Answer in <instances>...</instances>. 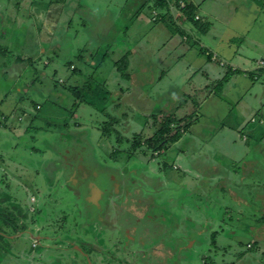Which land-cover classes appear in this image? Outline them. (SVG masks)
Masks as SVG:
<instances>
[{"label": "crops", "instance_id": "crops-1", "mask_svg": "<svg viewBox=\"0 0 264 264\" xmlns=\"http://www.w3.org/2000/svg\"><path fill=\"white\" fill-rule=\"evenodd\" d=\"M187 1L200 6L201 22H206L205 28L198 30L199 38L189 28L178 30L177 27L182 25L170 24L168 27L164 18L163 22L152 19L150 1L147 0H0V64L12 66L26 61L21 72L28 84V77L39 73L41 60L47 59L48 67L50 64L55 66L51 73L63 72L71 91L76 87L86 88L83 103L96 112L109 116L108 109L122 110L128 120L120 122L117 119L119 127L115 131L121 132L127 142H130V136L123 130L128 129V124L133 132L131 135L142 134L144 141L151 136L155 126L152 116L156 120L161 116L164 119L173 116L184 128L175 140L176 144L173 145L175 141L168 144L160 154L154 156L147 151L144 142L140 145L132 142L133 150L125 155L127 161L122 172H112L103 181L95 182L91 181L96 176H89L83 198L101 199L100 219L104 224L110 221L106 214V199L111 186L115 184L116 191L123 186L124 190V174L135 170L138 160L145 164L141 176L154 188L153 194L156 193L155 186L165 188L158 203L153 194L152 201L140 196L141 204L129 206L130 211L127 209L130 219L138 214V221L149 220L147 222L152 226L154 212L162 209L163 205L174 203L180 206V199H175L169 189L170 185H180L178 192L184 194L180 197L187 196L184 205L188 209V214L183 212L180 225L186 220L190 222L189 227L199 226L203 231L220 217L219 211L224 210L225 214L238 211L246 218L244 215L252 208H257L255 211L258 212L254 221L264 222V215L258 211L264 210V114L261 113L264 100L260 95L264 94V67L258 64L259 60L264 61V0ZM167 13L173 20L170 11ZM92 19L97 20L96 23L110 19L107 29L96 34L98 43L91 37L89 40L81 37L84 32L93 31L92 26L87 28ZM90 43L93 44L91 49ZM88 50H104L102 61H99L101 57L91 55L86 58L80 53L88 54ZM213 53L225 63L228 61L229 68L224 70L225 63L213 57ZM91 59L97 67L86 73L91 69ZM12 60L15 63H11ZM35 60L37 63H32ZM122 60H126L125 64H118ZM67 63L77 64L75 71ZM33 65L38 69L31 67ZM232 67L234 70L230 71ZM187 83L194 85L192 93L186 92ZM155 84L160 85L158 93L151 91L150 86ZM32 86L29 84L25 90L31 89L32 93L45 99L44 102L33 101L43 109L48 107L49 112L58 110L60 115L57 105L64 106L57 103L59 96L45 94L39 89L36 92ZM185 92L191 93V101L185 102ZM56 94L62 95L60 91ZM157 94L161 96L156 98ZM73 95L69 94L66 100L73 102ZM87 98L93 102L89 103ZM7 101L3 102L4 111L15 106L12 100L10 103ZM63 115L66 118V114ZM72 116L73 122L80 119L78 111ZM20 122L16 120L12 124L21 128ZM3 155L0 153V162L5 163ZM18 164L22 162L18 160ZM0 172L3 174L4 169ZM37 172L39 170L36 169ZM25 183L32 186L34 182ZM3 184L6 183L0 175V187ZM1 190L4 191L3 188ZM123 190L124 198L130 197L132 202H137L135 195L124 194ZM196 196L202 204L193 202ZM189 211L195 212L196 218ZM175 212L171 214L174 216ZM227 219L234 221L233 215H228ZM250 224L249 220L244 221L237 233H230L235 243L242 244L254 238L249 231ZM121 233L116 228L113 233L119 244L124 243ZM86 235V242L95 246L99 238L95 227L92 226ZM215 235L214 232L211 237ZM105 237L109 238L107 232ZM163 240L166 238L161 239L162 243L165 242ZM140 242L147 244L144 239ZM196 242L194 238L190 246ZM179 248L173 249V253L181 255L190 247L181 242Z\"/></svg>", "mask_w": 264, "mask_h": 264}, {"label": "rangeland", "instance_id": "rangeland-1", "mask_svg": "<svg viewBox=\"0 0 264 264\" xmlns=\"http://www.w3.org/2000/svg\"><path fill=\"white\" fill-rule=\"evenodd\" d=\"M147 1H150L152 19L163 22L164 18L168 27L170 24L182 25L177 29L189 28L198 38L201 37L198 30L206 22H201V9L198 4H195L196 10L193 15L195 20L190 21L186 18L182 24H179L178 16H182V18L186 16L181 9L185 8L189 2L183 0L180 1V7L174 3L169 7L166 5L158 6V0ZM169 11L173 20L168 18L167 12ZM108 20L110 19L96 23L97 20L92 19L87 28L92 26L93 31L84 32L85 35L81 37L84 40H89L91 37L93 42L98 43L96 34L107 29ZM195 21L200 23L197 22L196 24ZM91 45L93 46V44L90 43V49ZM80 53H83L86 58L91 57V55L98 58L104 54V50L93 52L88 50V54ZM213 57L218 60L221 59L220 62L225 63L217 54L213 53ZM36 61L32 63H37ZM99 61H102V57ZM259 61V66H264V63ZM10 62L15 63L13 60ZM48 62L47 59H42L39 64L40 72L29 76L28 80L29 84H33L32 90L36 89L37 92L39 89L45 94L54 93L55 96H59L57 103H63L64 106L57 105L60 108V115L58 110L48 112V107L43 109L34 106L33 102H44L45 99L37 96L36 93H32L31 89L25 90L29 84L25 81L27 79L22 76L21 71H23L22 65L27 64L26 61L17 62L12 66L0 64V153H4L5 162H0V170L4 169L3 174L0 172V175L6 183L0 187V248L5 249L9 255L5 257L0 254V264H85L83 258L78 257L79 251L76 248L79 250L84 247L87 248L86 234L92 226L97 230L99 238L94 243L95 246H90L91 250L87 248V253L90 252V256L96 264H264V222L254 221V217L258 215V212L255 211L257 208L249 210L244 215L246 218L239 215L238 211H234L233 214L230 212L225 214L224 210L219 211L220 217H217L215 221H212V225L201 231L202 228L199 226L189 227L190 222L188 223L186 220L180 225L183 212L188 214V209L184 205L187 196L180 197V195H184L181 191L178 192L180 185H170V192L175 195V199H180V206L174 203L163 205L162 209L154 212L155 217L152 220V226L147 222L149 220L138 221L140 218L138 214L130 219L129 206L135 207V205L141 204L140 196H146L151 201L153 200L154 188H151L146 182L147 180L141 176L145 166L141 160H138L140 162L134 165L135 170L124 174L126 175L122 180L124 190L123 186L120 187V191H116L115 184L111 186L112 190L106 199L108 203L106 214L110 221L104 224L100 219L102 214L101 207H99L100 203L102 204L101 199L83 198L84 192L86 193V185L90 181L89 176H93V174L96 179H92L91 182L100 181L112 172H122L121 169L127 161L125 155H129L133 150L134 135H131L133 132L129 127L130 124H128V129L123 130L124 134L130 136V142H127L125 138H122L121 132L115 131L119 127L118 121L128 120L123 116L122 110L108 109L111 114L109 116L96 112L93 107L83 103L79 97L75 98L69 89L70 84H67L64 73L52 74L51 69H55V66L49 63L50 66L48 67L46 64ZM43 65L45 66L41 68ZM67 65L72 71H75L77 64L67 63ZM96 65L91 59V69H88L86 73L93 71L97 67ZM228 65L230 64L227 61L225 68H222L225 70L229 68ZM80 66L83 65L80 64ZM31 67L35 70L38 69L34 65ZM230 69L233 71L234 67ZM33 80L34 82L30 83ZM253 81L255 80L253 79ZM98 84L100 83L97 82ZM150 88L152 93H158L160 85L155 84ZM186 88V92L192 93L194 85L187 83ZM57 91H60L62 95L56 94ZM251 91L253 90L250 89ZM185 93L183 94L186 96L185 102L191 101L189 98L191 93ZM69 94L75 98L74 103L69 99L66 100ZM260 95L264 100V94ZM160 96L161 94H157L156 98ZM6 100L8 103H10L9 100H12L15 106L4 111L3 102ZM79 100L81 101L80 104L78 103ZM87 101L93 102L89 98ZM74 104H78L76 110L80 117V119H76V122L71 121L69 111L71 109L69 106ZM65 109L66 111H64ZM76 110L75 112H77ZM63 113L66 114V118ZM261 113L264 114V108ZM47 116L52 117L53 123L56 121L60 123L58 122L51 128L52 122L47 121ZM158 119L156 120L155 116L151 117L155 123L151 136L159 130L164 121L162 116ZM16 120L21 121V128L12 124ZM32 122L33 125L43 126L44 129H30V131L25 129L28 123ZM179 128L181 129L178 130L179 132L184 130L182 127ZM118 138H121V141H118ZM175 144L176 141L173 145ZM145 148L154 156L163 151L154 150L147 145ZM155 151L159 152L156 153ZM18 160L22 164H18ZM128 166L132 167L131 164ZM36 169L39 170L37 174L35 173ZM19 175L23 180L20 179ZM25 181L41 184L39 187L36 184L35 187L33 184L32 186L26 184ZM155 188L156 193L153 195L158 203L165 187L155 186ZM122 190L124 194L135 195L138 198L137 202H132L130 197L124 198ZM134 191L137 192L134 193ZM121 196L122 198H119ZM207 196L204 197L208 200ZM193 198V202L197 201L198 204H202L198 196ZM161 200L163 202V198ZM3 203L8 204L9 209L4 207ZM173 210L176 211L174 216L171 214L174 212ZM258 211L264 215L262 208ZM189 214L196 218L195 212L189 211ZM228 215H233L234 221L229 222ZM247 220L251 223L249 231L251 235H254L251 237L254 238L248 239L242 244L235 243L230 233H237L240 230V224L244 221L247 222ZM124 222H127L128 225ZM7 223L11 225L10 230H8ZM115 228L117 231L121 230L124 243L119 244V239L115 237V234L113 235ZM13 229L18 232L8 235L7 231H13ZM107 229L111 230L107 231ZM146 230L149 231L146 232ZM106 232L111 239L105 237ZM214 232L216 233L215 237H211ZM163 233L168 234L170 238ZM163 237L166 240H163L165 242L162 243ZM194 238L197 239V242L192 247L190 244ZM142 239L146 240L147 244L146 242L141 243ZM136 240L139 242L134 243ZM181 242H185L190 248H186V252H182L181 255L174 254L173 249L179 248ZM142 249L146 251L142 252Z\"/></svg>", "mask_w": 264, "mask_h": 264}, {"label": "trees", "instance_id": "trees-1", "mask_svg": "<svg viewBox=\"0 0 264 264\" xmlns=\"http://www.w3.org/2000/svg\"><path fill=\"white\" fill-rule=\"evenodd\" d=\"M180 1H183V0H158L157 1V4H158V6H162V5L165 6L166 5V6L171 7V4L174 3V5L180 7L179 6L180 5ZM184 1L186 2L187 0H184ZM187 3H188V1H187ZM181 10L183 11L184 15H186L185 17L187 19H190V21L195 20L193 18L194 12L196 10V6L194 4L188 3V4H186L185 8H182ZM178 17H179L178 20L184 21L183 18H182V16H178ZM195 23L197 24V21H195ZM203 28H205V26ZM125 62H126V60H122V62L120 61V62H118V64H123V63L125 64ZM262 67H264V66H262ZM33 82H34V80L31 83H33ZM73 88L74 87H72V89ZM89 88H91V87L89 86ZM85 89L86 88H79V87L74 88V90H72V92H73L75 98H78L79 97L80 100L83 102L82 95H83V92H85ZM80 100L78 102L79 104L81 102ZM33 103L35 104L34 105L35 107H42V105H40L38 102H33ZM77 105L78 104H74L73 105V108L71 109L72 110V112H71V119L73 117L72 115L75 113V110H76ZM44 112H46V110ZM48 112H49V110H48ZM47 121L52 122L53 121L52 117H48L47 116ZM58 122L59 121H56L55 123L52 122V124L51 125L49 124V125L52 128ZM68 122H70V121H68ZM175 125H177V126H175ZM178 126L179 127L181 126L180 123H179V121L177 122L176 119L173 116H166V119H164V121L162 122L160 129L153 136L149 137L148 139H145V141H144V139H142L143 138L142 134H136L134 136L133 144L134 145H136V144L140 145L142 142H144V143H146L147 146L153 148L154 150L162 151L168 144H170L171 142L177 140L180 137V132L178 131L180 128ZM26 129L27 130H30V129L31 130L32 129L41 130V129H44V127L43 126L33 125V122H32V123H29V125L27 126ZM66 138H68V137H66ZM116 151L118 152V150H116ZM159 151H155V152L157 153ZM84 154H85V152H84ZM158 154H160V153H157V155ZM36 184H37L36 182L33 183L34 186ZM39 185L37 187H39ZM2 205L4 207H6V208L9 209L8 204H4L3 203ZM13 231H17V230L16 229H13ZM87 248L91 250V247L89 245H87ZM87 248L84 247V248H82V250L84 252H87V250H88ZM82 258L85 261V264H96L95 261H94V259L92 257H87V256H84L83 257L82 256Z\"/></svg>", "mask_w": 264, "mask_h": 264}, {"label": "flooded vegetation", "instance_id": "flooded-vegetation-1", "mask_svg": "<svg viewBox=\"0 0 264 264\" xmlns=\"http://www.w3.org/2000/svg\"><path fill=\"white\" fill-rule=\"evenodd\" d=\"M7 227H8V230H10V227H11V225H9L8 223H7ZM18 231H7V234L9 235V233L10 234H15V233H17ZM7 234H4V235H7ZM4 235H2V236H4ZM11 240H15V239H11ZM0 254L2 255V256H5V257H8L9 255H8V252L5 250V249H3V248H0ZM4 257V258H5ZM1 264H4V263H1ZM25 264V263H24Z\"/></svg>", "mask_w": 264, "mask_h": 264}, {"label": "water", "instance_id": "water-1", "mask_svg": "<svg viewBox=\"0 0 264 264\" xmlns=\"http://www.w3.org/2000/svg\"><path fill=\"white\" fill-rule=\"evenodd\" d=\"M74 249H75V248H74ZM76 250L79 251V254H77L78 257H79V256H80V257H82V256H83V257H84V256L91 257V256H90V253L84 252L83 250H79V249H77V248H76ZM91 262H92V261H91ZM72 264H73V263H72ZM74 264H75V263H74Z\"/></svg>", "mask_w": 264, "mask_h": 264}, {"label": "clouds", "instance_id": "clouds-1", "mask_svg": "<svg viewBox=\"0 0 264 264\" xmlns=\"http://www.w3.org/2000/svg\"><path fill=\"white\" fill-rule=\"evenodd\" d=\"M63 230H64V228H63ZM87 245H89V244H87ZM90 246V245H89Z\"/></svg>", "mask_w": 264, "mask_h": 264}, {"label": "built area", "instance_id": "built-area-1", "mask_svg": "<svg viewBox=\"0 0 264 264\" xmlns=\"http://www.w3.org/2000/svg\"><path fill=\"white\" fill-rule=\"evenodd\" d=\"M262 63H264V61H262Z\"/></svg>", "mask_w": 264, "mask_h": 264}]
</instances>
